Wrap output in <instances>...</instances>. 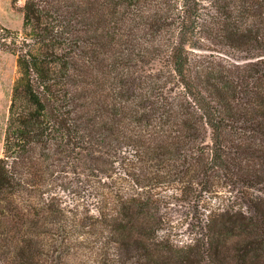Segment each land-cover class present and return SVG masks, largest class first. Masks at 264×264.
<instances>
[{"label": "trees", "instance_id": "1", "mask_svg": "<svg viewBox=\"0 0 264 264\" xmlns=\"http://www.w3.org/2000/svg\"><path fill=\"white\" fill-rule=\"evenodd\" d=\"M21 11L22 30L0 25L19 68L0 264H228L235 235L237 263L264 264V198L244 190L264 185V0H25ZM117 162L132 182L97 206L58 190L101 184ZM163 173L204 193L242 187L204 200L207 247L152 246L161 218L148 185Z\"/></svg>", "mask_w": 264, "mask_h": 264}, {"label": "rangeland", "instance_id": "2", "mask_svg": "<svg viewBox=\"0 0 264 264\" xmlns=\"http://www.w3.org/2000/svg\"><path fill=\"white\" fill-rule=\"evenodd\" d=\"M25 0H0V25L9 27L13 30H22L23 28V12L21 11V6L24 4ZM19 76V68L17 65V59L14 54L0 47V156L3 153L4 147V134L8 118L9 105L11 102V95L14 82ZM120 155L123 157V153ZM128 155V153H125ZM136 162V161H134ZM138 164V162H137ZM140 164V163H139ZM124 164L116 163L114 165V170L112 177L104 178L102 183L99 181L94 182L92 186L89 184L84 185L82 182L81 187L79 188H64L59 187L61 194L71 201H76L80 203L91 204V206H97V200L99 197L106 193H110L111 186H119L120 184L127 185L129 178L127 174L124 173ZM84 173H70L69 177L83 181ZM163 183L149 184L151 185V192L158 193L159 198V217L161 218V225L156 231V234L150 239L152 246L159 248L161 241L170 244L173 247L181 248L194 243L200 242V244L207 247V238L205 236L206 228L204 227V222L195 221L196 216L199 215V212H205L202 207L204 200L211 198L213 201L218 202L221 200V197H239V193L243 190L240 187L225 186L226 183L221 181L218 184V192L204 193L198 191V185L187 186L184 185L183 179L179 176H173L163 173ZM100 180V179H98ZM107 181L108 184H104V181ZM185 180V178H184ZM223 180V179H222ZM96 184L99 185L96 187ZM129 185V184H128ZM182 186H185L182 188ZM184 190H182V189ZM197 190V191H196ZM250 194L261 195L264 198V185L260 184L256 187L245 188ZM196 195L190 197L191 195ZM217 196V197H215ZM100 197V198H101ZM199 204V211L198 209ZM96 208V207H95ZM244 210H247V207H243ZM251 213V211H249ZM248 213V214H250ZM205 215L203 214V217ZM199 240V241H197ZM243 240L242 236H230L227 239V251L230 253V260L228 264H238L237 258L235 256V248L238 247V241ZM229 249V250H228ZM160 254L168 256L172 253L165 249L159 250ZM193 256L192 264H214L210 257H198L197 255ZM234 258V259H233Z\"/></svg>", "mask_w": 264, "mask_h": 264}]
</instances>
